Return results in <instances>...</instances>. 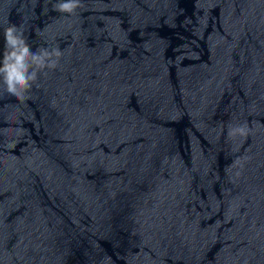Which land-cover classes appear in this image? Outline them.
Returning <instances> with one entry per match:
<instances>
[{"label": "water", "instance_id": "obj_1", "mask_svg": "<svg viewBox=\"0 0 264 264\" xmlns=\"http://www.w3.org/2000/svg\"><path fill=\"white\" fill-rule=\"evenodd\" d=\"M58 2L0 0L62 51L0 81V264H264V0Z\"/></svg>", "mask_w": 264, "mask_h": 264}, {"label": "clouds", "instance_id": "obj_2", "mask_svg": "<svg viewBox=\"0 0 264 264\" xmlns=\"http://www.w3.org/2000/svg\"><path fill=\"white\" fill-rule=\"evenodd\" d=\"M81 0H60L53 6L60 13L72 14L80 7ZM4 50L0 58V81L6 91L17 99H24L25 94L45 70H54L62 57L59 47H42L32 51L23 32L15 24H9L4 30ZM246 135L244 127L230 134Z\"/></svg>", "mask_w": 264, "mask_h": 264}]
</instances>
